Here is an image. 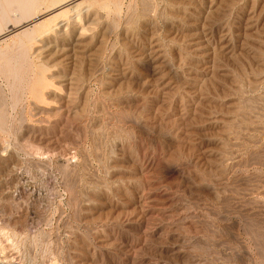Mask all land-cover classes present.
Instances as JSON below:
<instances>
[{"label": "rangeland", "instance_id": "1", "mask_svg": "<svg viewBox=\"0 0 264 264\" xmlns=\"http://www.w3.org/2000/svg\"><path fill=\"white\" fill-rule=\"evenodd\" d=\"M0 1V264H264V0Z\"/></svg>", "mask_w": 264, "mask_h": 264}, {"label": "bare ground", "instance_id": "2", "mask_svg": "<svg viewBox=\"0 0 264 264\" xmlns=\"http://www.w3.org/2000/svg\"><path fill=\"white\" fill-rule=\"evenodd\" d=\"M14 1H18V0H8V2L9 3H13ZM20 1H23V2H26V1H29V0H20ZM61 3V5L63 4V6H65L64 7V9L63 10H68V9H70V8H78V6L83 2V0H66V1H60ZM119 2V1H118ZM0 3H1V1H0ZM59 3V2H58ZM148 4V3H147ZM60 5V6H61ZM119 5V4H118ZM153 6V5H152ZM1 8H2V4H0V11H1ZM61 8V7H60ZM73 9V10H74ZM148 11V10H147ZM85 12V11H84ZM37 18V17H36ZM61 20V19H60ZM32 22H34V20L33 21H30V22H28V23H26L25 25H23V26H21V27H14L13 29H12V31L11 32H13V31H17V30H21V29H23V28H26V27H28V25H30ZM113 24H115V23H112V25ZM73 25H75V23L73 24ZM130 27V26H129ZM202 27V26H201ZM159 30V29H158ZM111 32V31H110ZM47 33V32H46ZM202 33V32H201ZM223 33V32H222ZM6 35H8V33L7 34H2V35H0V38H2V37H4V36H6ZM199 35V34H198ZM203 35V34H202ZM207 35V34H206ZM201 36V35H200ZM204 36V35H203ZM202 37V36H201ZM198 39V38H197ZM201 39V38H200ZM205 40V39H204ZM77 41V40H76ZM206 41V40H205ZM79 42V41H78ZM80 43V42H79ZM205 43V42H204ZM200 44H202V43H200ZM199 44V45H200ZM198 45V44H197ZM204 45V44H203ZM212 48V47H211ZM64 50V49H63ZM150 50V49H149ZM73 51V50H72ZM208 52V51H207ZM106 53V52H105ZM143 55V54H142ZM82 56V55H81ZM152 59V58H151ZM209 63V62H208ZM103 67V66H102ZM108 69V68H107ZM212 72V71H211ZM71 75V74H70ZM69 75V76H70ZM70 79V78H69ZM72 80V79H71ZM68 82V81H67ZM71 82V81H70ZM69 82V83H70ZM166 82V81H165ZM68 83V84H69ZM73 83V82H72ZM201 83H202V80H201ZM118 84V83H117ZM77 85V84H76ZM82 85V84H81ZM75 86V85H74ZM80 86V85H79ZM199 88V87H198ZM76 89V88H75ZM84 96V95H83ZM82 96V97H83ZM201 97V96H200ZM162 99V98H161ZM196 103V102H195ZM78 109V108H77ZM76 109V110H77ZM99 117V116H98ZM218 118V117H217ZM42 122V121H41ZM46 122V121H45ZM43 123V122H42ZM1 124H2V121L0 120V126H1ZM3 128V127H2ZM43 128V127H42ZM56 144H57V142H56ZM53 145V144H52ZM51 146V145H50ZM213 146V145H212ZM235 146V145H234ZM3 156V155H2ZM224 156V155H223ZM210 157V156H209ZM239 157V156H238ZM152 162V161H151ZM171 173V172H170ZM175 173V172H174ZM225 188V187H224ZM206 190V189H205ZM211 190V189H210ZM144 197V196H143ZM139 199V198H138ZM139 204V203H138ZM168 204V203H167ZM166 204V205H167ZM180 210V209H179ZM182 211V210H181ZM257 236H259V235H257ZM7 258L5 257V260H6ZM8 261V260H7ZM10 261V260H9ZM8 261V262H9ZM5 262V261H4ZM1 263V262H0ZM4 264V263H3Z\"/></svg>", "mask_w": 264, "mask_h": 264}]
</instances>
